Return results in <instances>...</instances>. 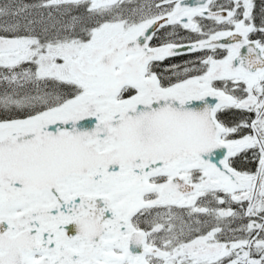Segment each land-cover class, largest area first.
I'll return each instance as SVG.
<instances>
[{"label": "snow or ice", "instance_id": "snow-or-ice-1", "mask_svg": "<svg viewBox=\"0 0 264 264\" xmlns=\"http://www.w3.org/2000/svg\"><path fill=\"white\" fill-rule=\"evenodd\" d=\"M0 264H264V0H0Z\"/></svg>", "mask_w": 264, "mask_h": 264}]
</instances>
